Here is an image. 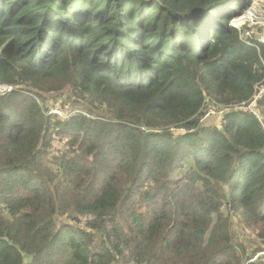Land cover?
<instances>
[{
  "label": "trees",
  "instance_id": "obj_1",
  "mask_svg": "<svg viewBox=\"0 0 264 264\" xmlns=\"http://www.w3.org/2000/svg\"><path fill=\"white\" fill-rule=\"evenodd\" d=\"M250 1L0 0V264H264Z\"/></svg>",
  "mask_w": 264,
  "mask_h": 264
},
{
  "label": "rangeland",
  "instance_id": "obj_2",
  "mask_svg": "<svg viewBox=\"0 0 264 264\" xmlns=\"http://www.w3.org/2000/svg\"><path fill=\"white\" fill-rule=\"evenodd\" d=\"M252 2V0H251ZM252 6L249 8V10L251 9V15H246L243 14L241 16V18H237L236 16L241 15L242 13H239L237 15H234L230 18V20L236 19L238 20V25L240 31H242V33L244 35H248L251 36L253 38H257L260 39L262 37H264V18L262 16L263 14V8H264V0H253V3L251 4ZM249 20V25L248 22H246V19ZM244 25V28H241L240 26ZM8 90H10V88H8ZM259 95V94H258ZM260 98H253V100L250 102L251 105L248 106V104L246 106H244L243 108L252 111L254 113H257V110L255 108V104L256 102L259 100ZM61 98H58L56 100H54L53 104L56 105V107H51L48 111H50V113H52L53 115H56L59 118L62 119H66L69 115H67L65 118L63 117L64 115L61 113L58 115L59 112H65V110H67V105L65 102L61 101ZM213 102L208 101L206 102V106H205V111L207 110V107L209 106V104L211 105ZM61 108V109H58ZM223 110H210V115L204 119L201 123L204 125H220L221 123V118H222V114H220ZM53 118L56 119L55 116H53ZM59 144L62 143V140H60L58 142ZM180 172L176 173L175 175L178 176Z\"/></svg>",
  "mask_w": 264,
  "mask_h": 264
},
{
  "label": "bare ground",
  "instance_id": "obj_3",
  "mask_svg": "<svg viewBox=\"0 0 264 264\" xmlns=\"http://www.w3.org/2000/svg\"><path fill=\"white\" fill-rule=\"evenodd\" d=\"M253 3V0H252V2L250 1V3H249V5H248V7L243 11V13L245 12V11H247V10H249V8L252 6L251 4ZM243 13L241 14V15H239V16H236L237 18H241V16L243 15ZM237 15V14H236ZM262 16H263V18H264V8H263V14H262ZM246 19V18H245ZM239 20V19H238ZM238 20H236V19H233V20H229V22H230V25L231 26H233V27H235V28H239V25L237 24L238 23ZM246 22H248V25L250 24L249 23V20L248 19H246ZM241 28H242V26H240ZM58 109H61V108H58ZM65 114L63 117H65L66 116V114H67V110H65V112H59L58 113V115L59 114Z\"/></svg>",
  "mask_w": 264,
  "mask_h": 264
},
{
  "label": "built area",
  "instance_id": "obj_4",
  "mask_svg": "<svg viewBox=\"0 0 264 264\" xmlns=\"http://www.w3.org/2000/svg\"><path fill=\"white\" fill-rule=\"evenodd\" d=\"M243 14L251 15V9L245 11ZM239 30H240V29H239ZM254 39H257V38H254ZM257 40H258L259 42H264V37H262V38H260V39H257ZM10 89H11V88H10ZM260 96H261V94L259 93V95H257L256 98H257V97L259 98ZM249 105H251L250 102L248 103V106H249ZM209 115H210V111H209V113H207V114H205V115L203 116L202 121H203L204 119H206Z\"/></svg>",
  "mask_w": 264,
  "mask_h": 264
},
{
  "label": "clouds",
  "instance_id": "obj_5",
  "mask_svg": "<svg viewBox=\"0 0 264 264\" xmlns=\"http://www.w3.org/2000/svg\"><path fill=\"white\" fill-rule=\"evenodd\" d=\"M260 98V97H259Z\"/></svg>",
  "mask_w": 264,
  "mask_h": 264
}]
</instances>
